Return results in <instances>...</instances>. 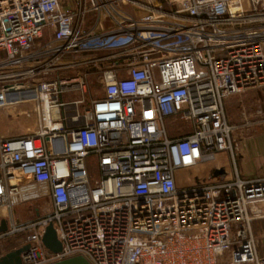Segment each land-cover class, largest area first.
Masks as SVG:
<instances>
[{"label":"built area","instance_id":"obj_1","mask_svg":"<svg viewBox=\"0 0 264 264\" xmlns=\"http://www.w3.org/2000/svg\"><path fill=\"white\" fill-rule=\"evenodd\" d=\"M245 1L0 0V109L37 110L35 130L0 138V256L27 245L20 264H264V177L208 168L234 158L224 99L264 86V0ZM86 64L103 86L87 102ZM167 117L189 131L170 136ZM46 196L50 212L15 222V205ZM50 222L56 253L42 243Z\"/></svg>","mask_w":264,"mask_h":264},{"label":"rangeland","instance_id":"obj_2","mask_svg":"<svg viewBox=\"0 0 264 264\" xmlns=\"http://www.w3.org/2000/svg\"><path fill=\"white\" fill-rule=\"evenodd\" d=\"M130 11H133L132 7L128 8ZM136 14V12H135ZM138 15V14H137ZM110 20L105 21V25H110ZM253 94L259 93V96L264 100V86L256 87L251 89ZM103 94V86L99 82V79L94 76V78H89L86 84V92L82 95L86 102L95 97H99ZM80 94H77L79 97ZM264 106V103H263ZM83 110V109H81ZM36 119H37V110L32 104H20L17 106H10L7 108L0 109V138H9L14 136H19L26 134L30 131L35 130L36 128ZM166 127L170 136L175 137L179 135H183L189 131V127L185 126L188 123L180 120V119H171L166 118ZM179 127H182L178 129ZM256 126H243L242 129L240 127L233 128L231 130V138L232 143L237 147L239 146L240 138L245 137L247 134H253L254 136H258V133H261L263 130L259 129L256 132ZM245 133H244V132ZM246 134V135H245ZM236 142V143H234ZM86 165L90 173H95V165L94 159L92 157L87 158ZM211 166L208 168L210 169ZM207 167L203 169L197 170H186V172L191 173V177L195 181V176L199 178L207 177ZM178 175H182V177H186V173H178ZM258 174L251 175L248 179L259 178ZM192 179V180H193ZM180 184H184V182H180ZM38 211L41 214H47L51 210V203L49 197H40L28 202H21L13 207V214L15 221L26 222L30 218L35 216V211ZM254 234L257 240V249L260 255H264V228H262L259 222L254 223ZM9 240V239H8ZM7 243V242H6ZM12 243V242H10ZM8 243V246H10ZM6 248V246H5ZM228 253H226L227 255Z\"/></svg>","mask_w":264,"mask_h":264},{"label":"crops","instance_id":"obj_3","mask_svg":"<svg viewBox=\"0 0 264 264\" xmlns=\"http://www.w3.org/2000/svg\"><path fill=\"white\" fill-rule=\"evenodd\" d=\"M86 69L88 71L87 80L94 78V76L99 79L100 70L95 69L90 64H86ZM251 89L233 93L224 99L225 118L233 128L240 127L242 129L243 126L254 125L256 126V132L259 129L263 130L258 133V136L253 134L242 136L239 146L235 147L233 160L228 152L217 154L216 159L211 164H213V167H222V174H225L226 177H231L235 171L243 178H249L255 174H258L259 178L264 177V100L259 96V93L254 94L253 92L252 94ZM35 212V216L26 222L46 215L39 213L37 210ZM17 223L25 222L18 221ZM18 239L19 235H15L2 242L4 249L8 251L13 248ZM8 243H10V246H8Z\"/></svg>","mask_w":264,"mask_h":264},{"label":"water","instance_id":"obj_4","mask_svg":"<svg viewBox=\"0 0 264 264\" xmlns=\"http://www.w3.org/2000/svg\"><path fill=\"white\" fill-rule=\"evenodd\" d=\"M215 175H220L223 173L222 169H215L213 171ZM6 227L5 222L2 221L0 230H4ZM43 245L49 249L51 252H59L61 250V243L57 238L55 229L50 222L44 230L42 235ZM28 248L27 245L15 248L8 251L4 255L0 256V264H20L21 263V252ZM52 264H90L89 261L81 255H75L61 260H57Z\"/></svg>","mask_w":264,"mask_h":264},{"label":"bare ground","instance_id":"obj_5","mask_svg":"<svg viewBox=\"0 0 264 264\" xmlns=\"http://www.w3.org/2000/svg\"><path fill=\"white\" fill-rule=\"evenodd\" d=\"M242 2H246L245 0H242Z\"/></svg>","mask_w":264,"mask_h":264}]
</instances>
